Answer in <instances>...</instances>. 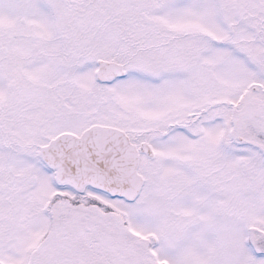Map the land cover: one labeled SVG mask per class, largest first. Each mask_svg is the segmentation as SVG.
<instances>
[{"label":"snow or ice","instance_id":"snow-or-ice-1","mask_svg":"<svg viewBox=\"0 0 264 264\" xmlns=\"http://www.w3.org/2000/svg\"><path fill=\"white\" fill-rule=\"evenodd\" d=\"M0 264H264V0H0Z\"/></svg>","mask_w":264,"mask_h":264}]
</instances>
